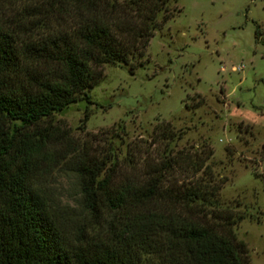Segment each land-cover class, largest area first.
<instances>
[{
  "label": "trees",
  "instance_id": "16d2710c",
  "mask_svg": "<svg viewBox=\"0 0 264 264\" xmlns=\"http://www.w3.org/2000/svg\"><path fill=\"white\" fill-rule=\"evenodd\" d=\"M1 2L22 14L0 18V264H249L234 231L245 214L220 201L209 149L141 162L82 146L70 162L83 211L72 232L31 186L51 138L40 122L88 100L104 65L140 58L171 0ZM154 128L173 137L168 123Z\"/></svg>",
  "mask_w": 264,
  "mask_h": 264
},
{
  "label": "rangeland",
  "instance_id": "374dc122",
  "mask_svg": "<svg viewBox=\"0 0 264 264\" xmlns=\"http://www.w3.org/2000/svg\"><path fill=\"white\" fill-rule=\"evenodd\" d=\"M170 7L174 15L140 58L104 65L88 100L40 122L51 138L31 186L72 232L83 211L70 162L82 146L99 157L102 145L119 157L129 149L141 162L165 148L172 155L209 149L205 164L225 179L220 201L245 214L234 231L249 264H264V0H171ZM21 9L0 0L2 21ZM166 123L169 140L154 128Z\"/></svg>",
  "mask_w": 264,
  "mask_h": 264
}]
</instances>
